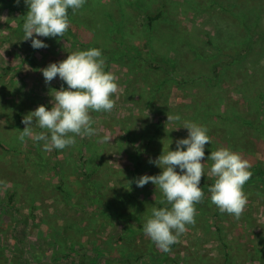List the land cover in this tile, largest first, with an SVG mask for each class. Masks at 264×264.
<instances>
[{
	"label": "rangeland",
	"instance_id": "rangeland-1",
	"mask_svg": "<svg viewBox=\"0 0 264 264\" xmlns=\"http://www.w3.org/2000/svg\"><path fill=\"white\" fill-rule=\"evenodd\" d=\"M219 2L86 0L75 13L69 8L70 27L63 37L34 34L48 45L35 49L31 39L23 40L29 7L24 0H0V264H76L79 257L65 256L61 249L68 252L77 239L102 247L111 235L113 246L122 243L144 252L151 246L144 232L124 242L117 239L125 218L86 217L108 202L114 213H133L134 193L159 200L158 186L137 187L135 181L161 174L162 168L149 160L176 150V141L188 137L186 121L206 127L211 138L202 179L214 178L207 158L220 148L264 167V44L258 41L237 65L215 75L226 58L217 55L208 37L218 36L223 20H235ZM253 2L258 8L243 20L264 31V0ZM159 10L151 29L148 15ZM92 48L101 50L105 71L115 74L119 88L111 112H90L96 134L76 136L74 146L50 152L42 141L25 137L21 142L23 118L40 105L51 110L55 91L68 87L59 76L46 83L41 70ZM139 52L147 62L135 56ZM164 76L171 77L158 88ZM249 79L247 90H238ZM207 108L221 114L199 116ZM167 114L181 120L167 122ZM39 131L44 130L34 126ZM105 135H111L110 142L103 141ZM91 154L93 164L84 165ZM61 171L67 176V196L58 187ZM254 189H244L248 204L240 219L221 213L211 198L204 207L195 206L196 222L170 246L169 264H264V188ZM151 211L147 204L143 212ZM146 220L143 214L139 218L141 224Z\"/></svg>",
	"mask_w": 264,
	"mask_h": 264
},
{
	"label": "clouds",
	"instance_id": "clouds-1",
	"mask_svg": "<svg viewBox=\"0 0 264 264\" xmlns=\"http://www.w3.org/2000/svg\"><path fill=\"white\" fill-rule=\"evenodd\" d=\"M17 4L19 0H16ZM29 7L23 24V40L31 39L35 49L48 47L39 37H63L70 27L68 9L73 13L81 9L86 0H24ZM106 61L100 49L92 48L69 54L61 62L51 63L42 74L46 83L59 78L67 84L55 91L51 110L40 105L35 111L26 115L25 125L19 135L24 142L30 137L43 142V150H63L74 146L76 136L85 137L96 134L92 127L95 123L90 112H111L116 101L112 96L119 91L117 77L105 71ZM35 120V125H33ZM179 115L167 114V122L180 121ZM34 126L44 131L34 132ZM183 128L188 130V137L176 141V150L163 152L155 160H149L162 168L159 175H143L135 182L143 187L149 182L158 186L165 200L162 204L171 205L153 208L152 215L143 226L145 235L165 253L171 251V245L178 242L181 234L187 231L186 225L195 224L198 214L195 205L203 201L205 193L199 186L205 175V146L211 144L208 129L196 123L186 121ZM176 128L175 130H178ZM111 135L103 137L110 142ZM186 146V150H184ZM207 160L213 163L209 175L215 178L209 188L211 202L221 213H227L240 219L247 204L248 197L243 188L252 177L251 164L239 153L228 148L212 151ZM180 171L177 172L176 169Z\"/></svg>",
	"mask_w": 264,
	"mask_h": 264
},
{
	"label": "trees",
	"instance_id": "trees-1",
	"mask_svg": "<svg viewBox=\"0 0 264 264\" xmlns=\"http://www.w3.org/2000/svg\"><path fill=\"white\" fill-rule=\"evenodd\" d=\"M208 1H210V3L215 2V0H208ZM136 3L137 2H133L132 4L134 5ZM219 3L224 11H227L231 15H234L235 20L233 21L234 23L228 20H223L224 23L222 26L220 25L221 30L218 36H216V38L208 37L207 42L214 43L215 49L217 50L218 53L217 55H223L226 58V61H221V63H219V65L221 64V66L217 65L218 67L216 68L215 71V75L217 76H219L223 72H226L227 69H229V66H232V64L237 65L241 60H243L244 57H246V55L249 52L253 51V45L255 43L260 41L261 45L264 44V31L263 30L255 31L251 29L248 23H245L243 20L244 15L247 16L251 11V9L258 8L256 3L253 2V0H221V2ZM160 17H161V10L157 11L153 15H148L147 25L150 26L152 29L154 21ZM118 32H120V29L118 30ZM262 52L264 51L261 50L260 53ZM136 54L138 55L135 56L143 59L144 60L143 62L146 61V56H144L142 53L140 54L139 52ZM152 57L154 56H151V58ZM149 63L151 62L149 61ZM157 68H159V66H157L156 69ZM169 77L164 76L161 79L162 81L157 84V87L159 88L162 82L168 81ZM249 85H250V79L244 80L241 83H239L237 88L238 90L246 91ZM161 89L163 88L161 87ZM259 96H262V92L259 94ZM204 108H206V106ZM208 108L200 111L201 113H199V116L200 114H204L206 116H208V114H213L216 116H219L221 114V112L220 113H216L215 111L212 112L211 110H208ZM237 117L238 116H235L234 118ZM211 152L212 151L210 150V153ZM94 158H95V154H91L89 159L88 158L84 159V165L85 164L87 166L90 165L91 163L90 161L93 160ZM91 164H93V162ZM95 167L97 168V165ZM95 167L92 169L93 171L96 170ZM249 171H251L253 175L250 178V180L246 182L243 190L249 188L250 186L251 187L255 186L256 188L254 189L255 191L263 190L264 167H262L258 163H255L254 165L251 166ZM61 172H62L61 184L58 185V187L61 190V192L62 191L65 192L66 189H64L63 185L66 183L67 176L64 175V171ZM71 172H74V170L72 169ZM214 182H215V178L213 179L210 178L208 180L201 179V183L199 186L204 191L205 196L203 201L199 204H196L195 206L202 208L204 207V203L210 200L211 193L209 192V188L214 184ZM65 195L66 196L70 195V190H66ZM134 196L136 199V205L133 213H129L128 215L119 212L114 213L112 212V210H114L116 207L112 203L108 202L107 204L104 205H97L95 211L91 213L88 212L89 214L86 218L92 219V218L100 217L101 221H105L106 219H111V218H114L115 220H120L125 218V222L122 223L123 226L118 231L120 236L117 235L118 236L117 239L124 242L125 240L124 238H130L132 236H135L140 231L144 232L143 226L145 223L141 224L139 222V218L140 216L142 217V214L147 218L151 217L152 211L150 212V214L147 212H143L147 204H151L152 209L153 208L159 209L165 206H167L169 209L171 208V205H168L166 203L165 204L161 203L162 200H165V197L163 196L162 192H161V198L159 200L155 199L151 201L150 198L142 199L137 196V193H134ZM133 220H136L137 222L134 223ZM113 240H115V235H111L109 239L106 241L107 244L105 243L103 244L102 247H100L99 245L96 244L92 245V243H90V246H88L86 242L77 239L75 240L76 243L73 242L71 243V245L68 246V250H69L68 252H65L63 249H61V252H64L63 254H65V256H67L68 254H73L74 256H78L79 258L76 264H96L101 259H103L104 262L107 264H169L172 261L168 254L169 252L165 253L162 250H160L152 240L150 241L151 246L149 245V248L147 247L144 250V252L141 253H137L138 249L133 247L131 248L127 244L119 243L115 247L112 244H110L111 241Z\"/></svg>",
	"mask_w": 264,
	"mask_h": 264
}]
</instances>
